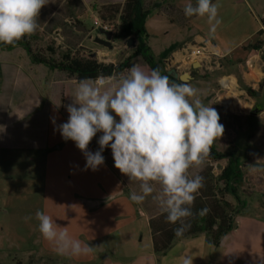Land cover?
<instances>
[{
	"label": "crops",
	"instance_id": "obj_1",
	"mask_svg": "<svg viewBox=\"0 0 264 264\" xmlns=\"http://www.w3.org/2000/svg\"><path fill=\"white\" fill-rule=\"evenodd\" d=\"M123 2L61 1L68 4L67 9L75 17L71 15L73 20L82 18L85 13L92 19L97 18L95 10L99 7ZM188 3L195 5L196 0H140L141 8L149 11L144 29L146 45L154 58L161 62L167 74L174 69L181 75L170 62L174 52L204 44L224 57L221 68L224 77L235 78L239 86L241 83L256 92L254 98L248 97L250 105L254 99L257 114L254 110L250 114L254 118L264 117V74L254 79L255 73L245 64L257 51L251 46L261 41L259 30L264 0H212L218 5L221 20L215 33H210L207 16H185L183 9ZM95 52L98 62H120L105 59L109 51ZM163 54L165 58L161 60ZM253 58L255 65L264 63V58ZM134 65L151 71L140 62ZM131 67L107 77L100 85L96 79L89 80L103 91L117 86ZM199 75L200 72L191 70L188 82L181 83L197 89V98L202 101L201 94L209 87ZM78 85L74 78L62 72L32 64L25 50L0 48V216L14 210L8 206L10 200L36 199L34 218L38 210L47 213L93 249L80 257L58 255L54 246L40 234L39 222L35 219L38 247L33 253L58 259L63 264H182L185 256L192 257L193 264H264V218L245 213L237 215L234 228L217 246L207 244L200 235L173 242L163 255L154 254L148 221L162 212L158 202L152 196L139 204L130 200L131 193L140 192V182L130 181L115 168L110 147L102 152L104 163L92 170L85 167V154L75 142L61 136L59 125L68 120L67 106L73 103ZM204 104L210 106L206 101ZM101 135L98 132L92 139L89 152L100 150ZM255 159L253 157L252 162L257 163ZM241 163L242 168L249 164ZM198 172L189 169L190 176ZM154 187L158 192L159 185ZM4 230L5 225L0 220V231Z\"/></svg>",
	"mask_w": 264,
	"mask_h": 264
},
{
	"label": "clouds",
	"instance_id": "obj_2",
	"mask_svg": "<svg viewBox=\"0 0 264 264\" xmlns=\"http://www.w3.org/2000/svg\"><path fill=\"white\" fill-rule=\"evenodd\" d=\"M46 4L48 0H0V43L15 45L34 34ZM183 11L186 17L207 16L210 33L221 23L218 5L212 0L188 3ZM67 112L68 120L59 130L85 154V167L96 170L104 163L103 150L110 147L115 168L130 181L140 182V192L131 193L130 200L139 204L152 196L167 214L166 221L178 225L173 229L177 237L190 227L188 218L208 213V208L192 211L204 178L190 176L189 169L206 160L214 141L223 136L224 126L217 110L197 98V89L170 82L158 68L146 72L133 65L117 86L103 91L82 79ZM98 132L102 133L100 150L89 152L88 145ZM154 185H159L158 192ZM35 218L40 234L58 255L80 257L92 252V246L47 213L38 210ZM182 264H193L192 257H183Z\"/></svg>",
	"mask_w": 264,
	"mask_h": 264
},
{
	"label": "rangeland",
	"instance_id": "obj_3",
	"mask_svg": "<svg viewBox=\"0 0 264 264\" xmlns=\"http://www.w3.org/2000/svg\"><path fill=\"white\" fill-rule=\"evenodd\" d=\"M61 1L48 0L47 5H51V7H43L41 9L40 17L37 19L39 27L36 32L24 37L33 52H38L48 59L57 61L64 52L86 58L95 54V50H102L104 52L109 51V55L105 59H115L117 60L115 63L122 61L131 54L133 47L129 48L127 46V40H117L114 37V32L119 27L117 19L104 22L114 28L113 48L109 50L93 42L97 31L93 28L92 16L85 13L82 18L73 20L71 15L74 17V14L67 9L68 4L61 3ZM96 17L100 20L98 15ZM77 26L83 27L85 31H76L75 28ZM133 44L136 45L134 40ZM16 48L23 50L20 46ZM179 73L189 74L190 70L181 68ZM223 77L224 74L221 69L199 75V78H203L207 87H209L208 91H203L201 94L202 102L206 101L217 110L220 116V123L224 126L223 136L217 138L213 146L219 152H232L242 162L249 163L246 168H242L243 183L239 188V195L245 202V206H236L231 196H227V200L233 208V213L238 207L239 213L257 215L260 218H264V117L254 118L251 116L250 113L255 106L253 98V104L243 111L244 114L242 112L241 115H234L230 110L217 106L215 99L221 93L219 83ZM242 101L243 99L240 98V105H242ZM246 112L249 113L246 114ZM245 152L247 153L245 154ZM253 157L256 158L257 163L252 162ZM225 164L227 165V160L218 162L204 161L200 166H193L192 168L198 171L211 168L214 178H218L223 169L222 166H226ZM7 203L14 210L8 211L4 216H0V220L5 225V230L0 231V264H15L18 261L20 264H28L29 261L32 264H42L41 259H50L52 264H63L58 259L43 257L33 253L38 247V234L34 227L36 218L32 216V213L37 209L35 206L37 204L36 199H28L21 202L10 200ZM0 214H2L1 210ZM26 217H30V219L26 220ZM236 218L237 213L235 212L233 214L234 221Z\"/></svg>",
	"mask_w": 264,
	"mask_h": 264
},
{
	"label": "trees",
	"instance_id": "obj_4",
	"mask_svg": "<svg viewBox=\"0 0 264 264\" xmlns=\"http://www.w3.org/2000/svg\"><path fill=\"white\" fill-rule=\"evenodd\" d=\"M100 21L105 22L111 19H117L118 29L114 32L117 40L132 38L136 45L131 49V54L117 64L98 62L91 57H77L69 52L61 54L60 59L55 61L48 59L38 52H33L25 38H22L15 45L0 43L1 49L11 50L16 47H22L25 50L32 64H41L49 70H57L66 76L74 78L77 83L82 79H97L99 77H110L124 69L140 62L150 70L160 69L162 75H167L170 82L181 83L178 79L168 75L162 68L161 62L157 61L150 48L146 45L147 34L144 29V22L149 11L143 10L140 0H124L123 4H112L101 6L95 10ZM261 41H257L251 46L252 50L258 49ZM165 58L161 55L160 59ZM242 89L250 97H255L256 92L250 87L241 84ZM259 109V108H258ZM227 160V165L222 169L218 178H214L212 169H201L196 175L204 178L203 187L196 193V199L192 205V211L198 212L202 208H208L209 211L204 216L190 217L186 223L190 227L182 236L177 237L173 229L178 225H173L166 221V213L161 212L148 221L151 235L152 251L156 255H163L175 241H184L204 236L207 244L217 246L220 239L234 228L233 214H239V208L234 210L227 200L231 196L236 206L244 207L245 202L240 198L239 188L243 183L242 163L232 152H219L212 145L207 161ZM205 160V161H206ZM194 175V176H196ZM42 264H52L50 259H41ZM15 264H20L16 262ZM32 264V262H28Z\"/></svg>",
	"mask_w": 264,
	"mask_h": 264
},
{
	"label": "built area",
	"instance_id": "obj_5",
	"mask_svg": "<svg viewBox=\"0 0 264 264\" xmlns=\"http://www.w3.org/2000/svg\"><path fill=\"white\" fill-rule=\"evenodd\" d=\"M92 24L95 30L101 28L105 31L114 32L112 26L101 22L97 18L93 19ZM259 35L261 38V46L254 55L258 57V60L264 56V16L260 18ZM254 56H250L245 61V64L249 70L255 73L254 79H258L264 74V63L260 62L255 65ZM223 58V56L211 51L203 44L199 46H189L174 52L170 62L173 63L177 71L184 68L190 71L196 70L202 74L221 69ZM105 80V77H99L96 79V82L100 85L103 84ZM219 88L221 93L216 97L215 102L220 108L228 109L234 115H241V113L250 106L248 95L239 86L235 78L223 77L219 83ZM240 98L243 99L242 105L239 104ZM248 113L249 112H246V114Z\"/></svg>",
	"mask_w": 264,
	"mask_h": 264
},
{
	"label": "water",
	"instance_id": "obj_6",
	"mask_svg": "<svg viewBox=\"0 0 264 264\" xmlns=\"http://www.w3.org/2000/svg\"><path fill=\"white\" fill-rule=\"evenodd\" d=\"M76 31H82L84 32L85 29L81 26H77L75 28ZM97 35L93 38V42L95 44H98L106 49L111 50L113 48L112 40H113V33L110 31H105L101 28H98L97 30ZM127 46L129 48L134 47L133 44V39L130 38L127 40ZM91 58H95V54L91 55ZM168 75H171L173 78L178 79L180 82H186L190 79V76L188 73H184L179 75L174 69H171L168 72ZM254 114H257V110H254Z\"/></svg>",
	"mask_w": 264,
	"mask_h": 264
}]
</instances>
